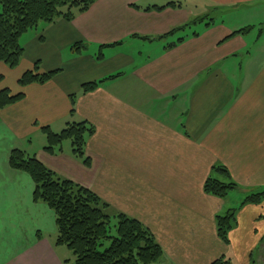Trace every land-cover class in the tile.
I'll return each instance as SVG.
<instances>
[{
    "label": "crops",
    "instance_id": "0c3cea01",
    "mask_svg": "<svg viewBox=\"0 0 264 264\" xmlns=\"http://www.w3.org/2000/svg\"><path fill=\"white\" fill-rule=\"evenodd\" d=\"M171 2L161 11L144 10ZM259 5L264 0H98L70 22L22 36L19 65L0 63V90L25 95L0 110V264L69 258L54 244L53 211L33 201L30 176L10 168L14 149L139 220L162 248L164 262L211 264L228 248L249 264L254 251L264 252V201L239 211L228 245L217 238L214 223L217 213L264 187V48L258 55L246 52L250 67L236 83L227 61L247 42L242 35L227 39L237 30L223 22L203 20L204 8L227 13ZM193 27L202 30L187 33ZM36 63L40 73H58L42 85L20 87L18 79ZM117 73L81 93L82 85ZM83 121L93 129L85 145L89 166L67 141L54 154L44 150L43 128L59 133ZM214 164L224 165L240 190L225 199L204 194ZM142 187L157 196L158 206L145 209L134 193L125 194Z\"/></svg>",
    "mask_w": 264,
    "mask_h": 264
},
{
    "label": "trees",
    "instance_id": "16d2710c",
    "mask_svg": "<svg viewBox=\"0 0 264 264\" xmlns=\"http://www.w3.org/2000/svg\"><path fill=\"white\" fill-rule=\"evenodd\" d=\"M98 0H0V63L10 69L16 68L23 56L21 38L42 25H51L58 20L72 21L83 14ZM164 7L145 8L161 11ZM206 15L203 20L212 19ZM184 27V26H183ZM175 29L159 38L171 35ZM252 27L234 31L228 38L243 35ZM181 41V40H180ZM74 45L72 50H79ZM174 45L169 46L172 48ZM102 58L98 54L97 60ZM58 70L46 73L39 72L36 63L31 70L23 72L17 81L20 87L31 84L42 85L49 82ZM120 73L110 75L104 80L86 83L81 93L87 94L96 90L103 81L118 77ZM3 76L0 75V82ZM24 93H12L8 88L0 90V110L13 105L24 98ZM72 96V106L73 99ZM73 112V110L71 111ZM46 146L44 150L54 154L62 142L69 141L73 155L83 165L89 166L85 156L86 139L93 132L86 122L68 123L59 133L48 127L42 129ZM9 166L13 170L27 173L33 181L32 199L47 205L54 213L56 236L54 244L65 247L71 258L62 264H153L162 258L163 251L152 232L139 220L124 213H110V206L96 193L73 181L61 178L44 166L35 157L14 149L10 153ZM204 194L225 199L230 193L240 190L232 179L228 169L222 164H214L203 182ZM264 201V187L248 193L242 200L222 213L214 216L217 238L225 245L229 244V233L237 226V214L247 205H258ZM211 264H230L221 256Z\"/></svg>",
    "mask_w": 264,
    "mask_h": 264
},
{
    "label": "rangeland",
    "instance_id": "374dc122",
    "mask_svg": "<svg viewBox=\"0 0 264 264\" xmlns=\"http://www.w3.org/2000/svg\"><path fill=\"white\" fill-rule=\"evenodd\" d=\"M205 15H208V18H213L220 24L223 22L225 26L230 27L232 30H240L246 27H252V29L247 32V34L242 35L245 39L247 48L243 51H240L237 56L230 57L227 61L228 64V72L231 78L236 83H242L244 80L245 71L248 67H250V62L248 61V54L246 52L251 53L252 55H258L261 48H264V6H253L252 8L244 9L240 8L238 11L235 12H220L214 11L213 9L208 11V8H204ZM202 30V27H193L191 30H187V33L197 32ZM260 35V40L256 41L258 36ZM255 62V61H253ZM258 67V65H255ZM8 77V75H7ZM9 79V77H8ZM70 146L69 141L64 142V145ZM64 148L66 146H63ZM125 194L130 196V194L134 193L135 197L139 198L138 200L141 201L140 205L145 209H152L156 204V200L158 199L156 195L151 191V189L142 187L140 189L136 188H126ZM110 213H115L114 208L110 207ZM154 224H158L159 221H153ZM173 223V221H171ZM63 250L68 251L65 247L62 248ZM264 249V248H263ZM251 254V253H250ZM225 260H228L230 264H241L238 262L234 256L235 253L232 250L228 249L223 253ZM253 257L250 260L249 264H264V260L260 258L262 255L264 257V252L256 250L252 253ZM68 257L71 258V253L68 251ZM162 259V258H161ZM156 261L153 264H173L170 261L163 260Z\"/></svg>",
    "mask_w": 264,
    "mask_h": 264
}]
</instances>
